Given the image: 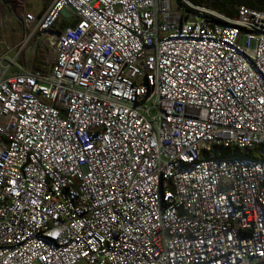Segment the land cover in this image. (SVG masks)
<instances>
[{
  "label": "built area",
  "instance_id": "obj_1",
  "mask_svg": "<svg viewBox=\"0 0 264 264\" xmlns=\"http://www.w3.org/2000/svg\"><path fill=\"white\" fill-rule=\"evenodd\" d=\"M183 2L23 11L48 50L0 58V264L264 261V10Z\"/></svg>",
  "mask_w": 264,
  "mask_h": 264
},
{
  "label": "rangeland",
  "instance_id": "obj_2",
  "mask_svg": "<svg viewBox=\"0 0 264 264\" xmlns=\"http://www.w3.org/2000/svg\"><path fill=\"white\" fill-rule=\"evenodd\" d=\"M220 1L204 0L199 7L224 15L216 9L220 6ZM49 2V0H15L9 3L8 8L0 0V58H3V67L11 64L7 74H14L25 68L34 69L32 63L38 65L37 70L45 66L44 60L48 50L44 43L45 37L38 34L29 37L31 29L23 26L21 14L26 10L41 15ZM172 3L178 6V0H172ZM62 18L66 24H71L75 19V17L67 18V16H62ZM60 22L63 21L60 20Z\"/></svg>",
  "mask_w": 264,
  "mask_h": 264
},
{
  "label": "trees",
  "instance_id": "obj_3",
  "mask_svg": "<svg viewBox=\"0 0 264 264\" xmlns=\"http://www.w3.org/2000/svg\"><path fill=\"white\" fill-rule=\"evenodd\" d=\"M193 5L201 6L204 0H187ZM5 5L9 8L7 1H4ZM220 6L216 7L217 10L222 12L225 16L235 17L237 13V8L240 5H244L249 8L261 9L264 10V0H221ZM178 6H185L186 10L191 11L189 7H186L183 1L178 0ZM214 21L222 23L220 19L214 18ZM33 64V68L37 69L38 65ZM41 64V63H40ZM253 151L251 149H238L236 147H214L209 156L210 157H226V156H245L256 158L252 155Z\"/></svg>",
  "mask_w": 264,
  "mask_h": 264
},
{
  "label": "crops",
  "instance_id": "obj_4",
  "mask_svg": "<svg viewBox=\"0 0 264 264\" xmlns=\"http://www.w3.org/2000/svg\"><path fill=\"white\" fill-rule=\"evenodd\" d=\"M1 1H2L4 4H5L4 1H7L8 5H9L10 2H15V0H1ZM49 1L51 2L52 0H49ZM50 2H49V3H50ZM64 16H67V13H65ZM61 21H63V22H59V28H63V27H65V26H68V25H71V24H72V23H71V24H66L65 21H64L63 19H62Z\"/></svg>",
  "mask_w": 264,
  "mask_h": 264
},
{
  "label": "water",
  "instance_id": "obj_5",
  "mask_svg": "<svg viewBox=\"0 0 264 264\" xmlns=\"http://www.w3.org/2000/svg\"><path fill=\"white\" fill-rule=\"evenodd\" d=\"M257 264H264V261H262V262H259V263H257Z\"/></svg>",
  "mask_w": 264,
  "mask_h": 264
}]
</instances>
